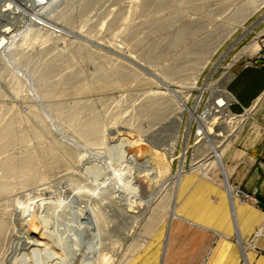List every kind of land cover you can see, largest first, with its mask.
<instances>
[{
  "label": "rangeland",
  "instance_id": "rangeland-1",
  "mask_svg": "<svg viewBox=\"0 0 264 264\" xmlns=\"http://www.w3.org/2000/svg\"><path fill=\"white\" fill-rule=\"evenodd\" d=\"M43 1L49 5L47 16L36 18L35 27L28 24L31 31L25 36L18 34L25 29L27 17L13 14V8L4 12L8 18L1 22L10 32L9 38L6 34L0 38L10 44L5 57L0 52V73L14 77L0 76V103L24 101L33 106L32 96L37 93L38 108L30 110L33 121L40 122L41 111L47 112L52 126L27 122L24 128L26 123L19 118L9 125L0 123V152L11 153H0V178L20 180L8 186L6 178L0 179V264H14L11 245L20 233L12 214L17 201L29 200L22 198L29 192L20 189L45 180L85 186L78 192L85 199L93 197L91 206L107 237L99 264H125L145 243L153 222L173 216L186 177L197 175L224 185L227 151L218 163L211 161L215 140L197 135L202 125L196 117L213 110L214 116L210 114L204 126L214 127L215 134H230L228 150L234 141L242 150L247 139L264 138V92L248 100L246 108L233 92L242 73H260L261 85L256 80L255 88L264 89V0ZM4 4L8 1L0 0V9ZM17 73H28L26 80L36 84L28 86L29 98ZM164 82L178 91L183 104ZM221 99L226 105L215 108ZM3 114L0 111V117ZM62 135L88 144H83L88 156L95 157L92 154L98 150L106 153L117 167L113 144L121 137L141 142L130 147L129 154L156 148L166 154V160L156 164L158 180L138 177L145 185L139 198L110 181L104 190H96L95 181H88L95 171L91 159L84 165L82 150L62 147L60 142L52 145ZM11 139L17 142L9 143ZM46 147L53 149L48 152L52 156L44 153ZM30 153L36 160L29 166L25 156ZM110 173L112 169L106 170L109 177Z\"/></svg>",
  "mask_w": 264,
  "mask_h": 264
},
{
  "label": "bare ground",
  "instance_id": "bare-ground-1",
  "mask_svg": "<svg viewBox=\"0 0 264 264\" xmlns=\"http://www.w3.org/2000/svg\"><path fill=\"white\" fill-rule=\"evenodd\" d=\"M6 1H8V4L6 5L4 4L5 5L4 8L2 7L3 9H0L1 15H3L2 13H4L5 11H8L10 8H13L12 9L14 10L13 14L18 15L20 13L27 17L23 25L25 26L26 30H27L28 24L32 25L31 28L39 25V23L37 22L38 20L36 18L41 19L47 16L45 12L49 5L47 6L46 2L43 0H6ZM11 17H14V16H11ZM6 25L7 24H2L0 26V29H3ZM31 28L27 30L26 32H24L25 29L22 30L20 34L18 35H20V37L25 36L27 33L31 31ZM7 44L9 45L10 42H7L5 38L1 37L0 38V52H2L1 54L2 57H5L6 56L5 54L8 53L6 52L8 49ZM15 76L17 77V79H24L25 86L27 87V89L29 88L28 86H30L31 83L26 80L28 77H30L28 73H17L15 74ZM163 84L164 86H166L165 88L168 89L170 92L171 91L174 92V95L176 96V98H178L180 103L182 104L184 103L182 101L183 97L179 95L178 91H176L173 86H171L167 82H164ZM34 85L36 86L35 83H33V85L31 86H34ZM34 90L37 91L36 87L34 88ZM36 97L39 98V95H37V93H33V96H32L33 101L32 100L31 101H32V104L38 108L37 101L39 100H37ZM223 104L226 105V103H224V99H221L219 101V104L218 103L215 104V108L219 107L220 109L221 105ZM222 107L224 108V106ZM31 108L29 106L28 109L31 110ZM40 111H41V108H40ZM192 112H193V109H192ZM41 113H42L43 119L40 120V122H44L48 127L52 126L49 123L50 121L46 120L47 118H49V114L47 112L44 113L42 111ZM20 114L21 113H19L18 111L14 113L13 120L15 121L18 118V115ZM31 114L32 113H29L28 115H31ZM210 114L213 115V110L207 109L204 112L203 116L196 117V119L202 125L201 127L202 134L203 135L206 134L207 137L209 138L212 136L213 139L215 140L214 142L212 139L214 144H213V147L210 153L211 154L210 159L215 164V163H218V161L222 158L223 154L228 150L230 146V142H231V136L228 133H218V134L216 133L215 134L214 131L212 130L214 127H212L211 129L210 125L204 126L205 124H207L205 122L208 118H210L209 117ZM24 122H26V120H24ZM40 122H36L37 127L42 125V123ZM117 132L118 131H116V133ZM51 136L56 138L55 133H53V135ZM218 138H223V139L219 140ZM12 141L17 142L16 139L15 141L11 139L8 142L12 143ZM56 142H60L62 147L64 146L67 148L68 146H70L69 148H76L79 151L82 150L80 151V153L89 152V150L86 149L87 150L86 151L84 148V145H88V144H85L84 142H80V141L79 143L77 140L72 139V138H68L65 136L57 137V139H55L52 145H54ZM108 143L109 142H107V144ZM140 144L141 142H136V141L132 142L131 139L123 138V137L119 138L118 142L113 144V149L116 153L115 155H117L118 157L119 164L115 161L116 164H118V167L117 165L113 166V163L111 164L110 162L112 160L110 161L107 160V156L105 155L106 153H103L99 150L98 151L93 150L94 154L92 155L95 157L88 156L86 155L87 153H84L82 155V158H83L81 161L82 164L85 165L86 162H88L89 164V161L91 159V163L94 164V167H95V171L93 170V172H91L92 176H90V179H88V181H90L89 183L95 181V184L98 185L95 189L104 190L107 185V181H110V183L112 182L115 183V185H117L120 188V190H123L124 188H126L132 191V193L136 194L137 198L141 197L140 195H138V192H139V189L141 188L144 189L145 185L143 182L138 181V177H140V175L141 176L147 175V176H150L153 180H158L160 175L157 171L158 168L156 164L159 162L163 163L166 160V154H164L163 152H161L160 150L156 148L151 149L150 151L149 150L144 151L140 149L138 154L136 153L129 154L128 149L130 147L139 146ZM48 147L45 148L44 151L46 152L44 153L46 154L51 151H52L51 153H53V149L48 148ZM171 152L172 151H170V153ZM51 153H48L47 155H50ZM45 154L44 155L41 154V157L42 158L46 157ZM37 155H38L37 157H40V154H37ZM142 155H148L149 157H147L146 160L144 159L145 160L144 162H141L139 158ZM25 157H26L25 163L26 165H29V166L32 165L33 163L32 160L33 161L36 160L35 154H32V153L26 155ZM160 165L162 164H159L158 166ZM32 167H35V165L33 164ZM84 167H87V166H84ZM101 168L104 169L103 182H101V179H102L101 177L102 174L100 173ZM109 169H112V173H110L112 174L111 177H109V174L106 175V170H109ZM83 170H85V168ZM160 172L162 173V171ZM4 173L6 175L8 172H4ZM106 176L109 177V180L106 178ZM8 177H12V176H8ZM5 178L6 177L0 178V179L2 181ZM5 180L8 186H12L20 182V180L11 181L8 178H6ZM63 184L55 183L53 182V180H50V181L45 180L43 181V184H38L37 186H34L32 188L23 187V189H20V191L22 192H29V194L24 195L22 197V198H25L26 196V198L28 197L29 200L28 201L27 200L25 201L16 200L17 206H15V209L12 214L15 219L13 220L14 222L16 221V224H17L16 229L19 230L16 232L20 233V235L16 236L15 240L13 239L14 242H13V245H11L12 246L11 256L13 257L12 262L14 264H99L100 263V260L103 256V252L106 249L107 243L105 240L107 239V237L105 236L104 230L102 229L99 223L100 219L97 218L95 212L93 211L94 207L92 208L91 206L93 202L92 201L93 197L92 198L89 197L88 199H85L79 194L78 189L85 187V186L78 184L79 186L75 188L74 186L70 184H66V185H63ZM177 184L178 183H177V178H176L174 190L172 192L173 201H175V198L177 196ZM223 184L225 185V187H227L228 191H231V187L228 181L224 180ZM113 187L115 188V186ZM6 188L8 187H5L3 189H6ZM14 189H16V187H14ZM84 189L85 188H83L82 190ZM45 196H48V197H45ZM142 196L144 197V195ZM39 260L41 261L44 260L45 263L39 262Z\"/></svg>",
  "mask_w": 264,
  "mask_h": 264
},
{
  "label": "crops",
  "instance_id": "crops-1",
  "mask_svg": "<svg viewBox=\"0 0 264 264\" xmlns=\"http://www.w3.org/2000/svg\"><path fill=\"white\" fill-rule=\"evenodd\" d=\"M260 77L237 78L233 92L243 108L264 92L255 88ZM239 145L232 142L224 157L222 175L231 191L197 175L186 177L173 216L153 222L145 243L125 264H264V138L247 139L242 150Z\"/></svg>",
  "mask_w": 264,
  "mask_h": 264
},
{
  "label": "built area",
  "instance_id": "built-area-1",
  "mask_svg": "<svg viewBox=\"0 0 264 264\" xmlns=\"http://www.w3.org/2000/svg\"><path fill=\"white\" fill-rule=\"evenodd\" d=\"M3 15H1V13H0V26L2 25V24H5V23H1V22H4V18L5 19H7L8 18V14L6 15L5 13H2ZM9 32H10V29L9 30H7L6 29V27H4L3 29H0V35L2 34H6V36H7V38H9ZM7 73H0V76H2V75H6ZM11 75V76H10ZM9 77H14L12 74H7V76H6V78H9ZM25 96L27 97V98H29L30 97V95H29V93H28V89H27V91H26V89H25ZM25 100V99H24ZM31 100H32V98H31ZM29 101V100H28ZM26 102V101H25ZM22 103V104H21ZM218 104H219V101L217 102ZM225 103V102H224ZM29 106H30V104H28V103H24V101H21V102H19V103H17V104H13L12 102H9V103H0V111H4L5 112V114H3L2 115V117H0V123H6L5 125H7V124H9L10 123V120L11 121H14L13 120V116H14V113H16L17 111L19 112V113H21L20 115H18V118L20 119V122L22 123V121H24V120H26V122H24L23 123V125L25 124V127L24 128H27L28 126V124H27V122L28 123H30V122H33L34 124H35V126H36V122L35 121H33V119L35 118L34 116H31V115H28L29 113H30V109H28L29 108ZM34 106V105H33ZM33 106H30V108H31V111L34 109L35 110V108H33ZM222 106H224V104L223 105H221V107L220 108H222ZM219 108V107H218ZM12 109V111L10 112V110ZM9 114H8V113ZM26 115V116H25ZM28 115V116H27ZM37 118V117H36ZM197 135L199 136V137H202V130L201 131H199L198 133H197ZM4 149V148H3ZM1 153V152H0ZM7 153V152H6ZM11 154V153H10ZM10 154H2L1 153V155L2 156H9ZM4 159V158H3ZM16 179H13V181H15ZM69 182H72L73 180H68ZM73 183V182H72ZM73 184H76V183H73ZM72 186H74V185H72ZM77 186H78V184H76L74 187L75 188H77Z\"/></svg>",
  "mask_w": 264,
  "mask_h": 264
}]
</instances>
